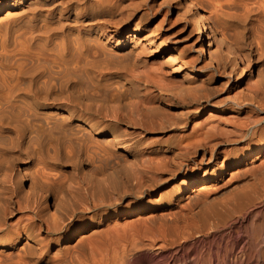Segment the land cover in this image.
Masks as SVG:
<instances>
[{"label": "bare ground", "instance_id": "1", "mask_svg": "<svg viewBox=\"0 0 264 264\" xmlns=\"http://www.w3.org/2000/svg\"><path fill=\"white\" fill-rule=\"evenodd\" d=\"M0 264H264V0H0Z\"/></svg>", "mask_w": 264, "mask_h": 264}, {"label": "rangeland", "instance_id": "2", "mask_svg": "<svg viewBox=\"0 0 264 264\" xmlns=\"http://www.w3.org/2000/svg\"><path fill=\"white\" fill-rule=\"evenodd\" d=\"M154 1L158 2V0H154ZM164 14H165V10H163L162 12H158L157 16L152 18V23L149 25V27L153 28V29L154 28L159 29V24L161 23V18L163 17ZM175 16H176V10H173L172 12L168 13L167 18L170 20L167 23L164 22L162 24V28L160 30V32L163 33L164 35L170 36L171 41L169 43V46H171V47L162 51L161 53H159V52L158 53H152L151 56L149 57V61H148L150 64H154V65H156V63L159 64V62H162L170 54L172 55L173 47L181 48V47H183L186 44L191 42V39L187 36L186 29L183 28L181 21H178L175 19L176 18ZM122 38L125 39L126 36L122 37ZM196 79H198V77H196ZM214 84H215V87L217 89H221L223 87V81L221 79L215 80ZM168 135H169V133L162 134V133H160V131H148L145 134V138L147 141H156V140H159L162 136H164L162 138H165V136H168ZM125 220H127V219H120L119 222L122 223ZM258 220H255V223L260 222ZM128 221H130V220H128ZM131 222L134 223L135 221L134 222L131 221ZM135 223H138V221Z\"/></svg>", "mask_w": 264, "mask_h": 264}]
</instances>
